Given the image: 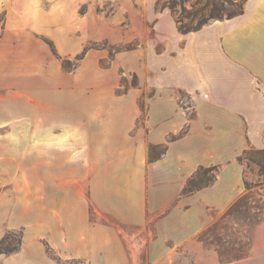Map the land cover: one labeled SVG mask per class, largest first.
I'll return each instance as SVG.
<instances>
[{
    "label": "crops",
    "instance_id": "0c3cea01",
    "mask_svg": "<svg viewBox=\"0 0 264 264\" xmlns=\"http://www.w3.org/2000/svg\"><path fill=\"white\" fill-rule=\"evenodd\" d=\"M69 7V0H0V127L7 128L0 136L15 147L30 142L48 184L87 188V195L65 187L54 194L52 210L64 227L58 231L59 223L48 221L50 248L90 264L121 263L118 231L91 220L90 207L130 226L163 212L156 220L158 244L165 239L180 244L200 234L242 190L241 165L231 162L233 156L264 148V0H246L242 13L187 33L171 21L170 33L183 45L161 75L160 88L189 93L192 116L173 96L160 95L150 97L141 123L137 92L115 94L116 82L102 75L92 82L72 80L78 74L64 71L32 39L33 32L43 33L66 54ZM35 49L43 55H33ZM162 144L164 153L150 161V145ZM212 164H225L215 181L183 195L187 178ZM198 204L214 214L201 219ZM103 247L114 253L100 255ZM259 252L264 253V219L253 230L250 256L238 263ZM163 254L168 259L166 250Z\"/></svg>",
    "mask_w": 264,
    "mask_h": 264
},
{
    "label": "rangeland",
    "instance_id": "374dc122",
    "mask_svg": "<svg viewBox=\"0 0 264 264\" xmlns=\"http://www.w3.org/2000/svg\"><path fill=\"white\" fill-rule=\"evenodd\" d=\"M165 1L69 0L70 50L66 54L58 53V42L40 32H33L32 39L40 46L45 45L47 57L58 59L61 67L62 59L69 60L65 63L67 70L62 69L72 75H80V78L77 75L72 80L92 82L102 75L104 81L116 82L115 94L137 92L142 109L140 123L150 97L160 95L173 96L178 106L187 110L190 116L191 95L175 86L160 88L164 82L161 75L175 62L183 45L170 33L169 26L182 12L180 3L186 9L183 14L188 16L190 13L183 21L193 25L196 20L191 13L197 9L204 15L206 11L201 10L205 0L178 1L175 12L162 7ZM1 19L3 15H0ZM33 55H43L42 50H33ZM95 69L103 73L99 74ZM6 129L0 127V134L6 133ZM29 145L30 142L26 146L28 151H25V147H15L8 137L0 136V238L7 230L23 229L19 251L9 255L0 253V264H90L86 258H72L53 250L61 258L57 260L47 250V245L50 246L47 241L48 221L59 223L58 231L64 227L62 217L52 210L54 194L59 190L62 192L65 187L67 192L87 195L86 186L77 183L48 184L47 170L36 167L38 163L32 159ZM161 150L158 146L153 148L152 153L157 155ZM241 153L235 154L231 162L241 165L242 181L245 179L251 185L249 190H245L242 183V190L230 205L246 195L244 211H234L223 218L224 212L210 224H214L211 231L201 238L198 234L180 244L169 239L163 240L162 244L156 243L159 242L156 220L163 212L151 217L142 226H130L97 214L90 207V219L112 225L118 231L117 256L122 260L120 264H264L263 252L250 262L238 263L250 256L255 222L259 218L264 219V175L261 176L258 165L245 156L240 163L237 156ZM42 164L45 166V162ZM218 165L222 169L225 164ZM198 210L201 219L203 214H214V210L205 204H198ZM155 243L154 248H150ZM165 247L168 259L163 258ZM98 253L106 255L114 253V250L111 252L103 247ZM229 254L240 258L233 260Z\"/></svg>",
    "mask_w": 264,
    "mask_h": 264
},
{
    "label": "trees",
    "instance_id": "16d2710c",
    "mask_svg": "<svg viewBox=\"0 0 264 264\" xmlns=\"http://www.w3.org/2000/svg\"><path fill=\"white\" fill-rule=\"evenodd\" d=\"M178 1H184V0H167L165 1L164 5L162 7H168L172 12H175V7L178 3ZM246 0H205L204 5L202 7L201 11H206V13L203 15L200 10H197L193 13H191L193 19L196 20V22L192 25L187 24L183 21V18L189 17L185 16L183 13L186 12V9L180 3L181 6V13L176 16L175 23L177 25V30L180 33H187L190 31H195L201 28L204 24L210 22V20H216V19H224V18H230L232 16L238 15L242 13L243 10V4ZM198 3V2H196ZM57 58H60L56 55ZM62 67L67 70L65 63H68L69 60L62 59ZM192 114L190 115V117ZM186 132V129L182 130L178 135H171L168 137V141L174 140L177 137L182 136ZM157 146L150 145L149 150V160L152 161L156 157H159L162 153H164L166 144L160 145L162 148L161 152L157 155H154L152 153L153 148ZM243 156H245L247 159L251 160L255 164L258 165L259 168V174L261 176L264 175V148H251V149H245L240 155L237 156V160L241 163ZM220 166L218 164H212L209 166H199L192 174L189 176L182 188V194L187 195L191 194L194 191L206 187L208 185H211L219 172ZM244 188L245 190H249L250 183L247 180H243ZM246 198V195L241 196L239 199H237L230 207L225 211L223 214V218L231 212H238L243 213L245 204L243 200ZM263 219L259 218L255 223L256 225L259 224ZM214 225V224H212ZM203 230L199 237H203L207 232L211 231V226ZM22 238H23V229H10L7 230L2 237L0 238V253L1 254H12L17 251H19L21 245H22ZM47 250L50 255H52L55 259L60 260V257L55 255L50 246L47 245ZM230 255V254H229ZM233 260L240 258L238 256L230 255Z\"/></svg>",
    "mask_w": 264,
    "mask_h": 264
}]
</instances>
